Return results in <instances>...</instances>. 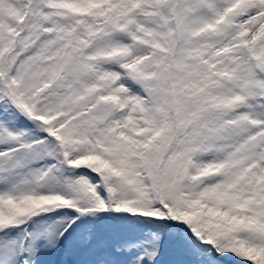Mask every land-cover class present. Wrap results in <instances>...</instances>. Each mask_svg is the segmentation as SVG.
Here are the masks:
<instances>
[{
  "label": "snow or ice",
  "instance_id": "snow-or-ice-1",
  "mask_svg": "<svg viewBox=\"0 0 264 264\" xmlns=\"http://www.w3.org/2000/svg\"><path fill=\"white\" fill-rule=\"evenodd\" d=\"M0 264H264V0H0Z\"/></svg>",
  "mask_w": 264,
  "mask_h": 264
}]
</instances>
